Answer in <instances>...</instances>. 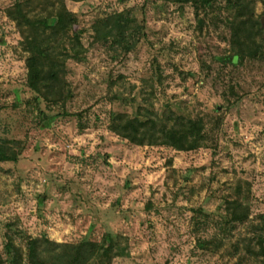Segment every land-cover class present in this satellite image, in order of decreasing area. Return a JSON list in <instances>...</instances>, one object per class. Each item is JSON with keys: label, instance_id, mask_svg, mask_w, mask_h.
Segmentation results:
<instances>
[{"label": "rangeland", "instance_id": "1", "mask_svg": "<svg viewBox=\"0 0 264 264\" xmlns=\"http://www.w3.org/2000/svg\"><path fill=\"white\" fill-rule=\"evenodd\" d=\"M19 1L31 16L63 2L82 31L85 55L65 64L64 103L28 86L8 12ZM250 2L264 26L262 1ZM117 12L142 27L130 51L95 40L94 22ZM234 14L230 0L199 11L184 0H0V138L21 148L16 162H0L5 264L9 237L30 264L17 230L58 243L110 232L112 264H264V31L258 58L231 63ZM141 106L203 118L205 146H140L110 131L112 114ZM233 199L250 208L243 222L229 221Z\"/></svg>", "mask_w": 264, "mask_h": 264}, {"label": "trees", "instance_id": "2", "mask_svg": "<svg viewBox=\"0 0 264 264\" xmlns=\"http://www.w3.org/2000/svg\"><path fill=\"white\" fill-rule=\"evenodd\" d=\"M84 1V0H74ZM180 1V0H179ZM192 2L197 11L214 7L216 0H184ZM261 17H264V0ZM235 14L230 20L231 45L234 56L227 58L231 63L246 57L258 58L262 53L264 26L255 16L250 0H230ZM9 16L23 36L22 45L27 51V83L39 97L48 102L64 103L69 96L64 79L67 60H82L85 47L81 41L82 31L74 30L75 17L62 2L60 7L46 15L31 16L21 1L9 11ZM201 20V19H200ZM142 27L124 12L96 20L93 24L96 41H111L125 51L132 50L138 41ZM110 131L136 145L169 146L177 150H192L205 146V122L203 118L186 119L172 111L158 114L149 108H139L137 115L114 113L109 125ZM18 142L0 138V162L19 159ZM20 146V145H19ZM237 186V191L241 190ZM231 223L245 221L250 212L247 204L239 199L227 200ZM17 233L26 242V257L30 264H112L115 258V240L107 232L100 242L58 243L47 237H31L21 230ZM261 241V239H260ZM213 240H202L200 245L209 248ZM9 264H23L24 255L12 237L5 245ZM253 253V248H247ZM242 259V258H241ZM0 264L5 261L0 258ZM238 264H245L243 260Z\"/></svg>", "mask_w": 264, "mask_h": 264}]
</instances>
